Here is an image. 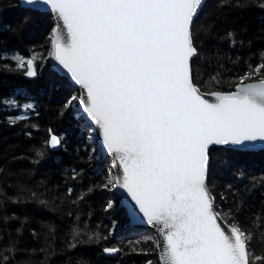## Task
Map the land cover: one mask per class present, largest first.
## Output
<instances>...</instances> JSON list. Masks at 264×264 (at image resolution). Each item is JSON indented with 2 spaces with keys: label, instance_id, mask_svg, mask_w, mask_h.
I'll return each mask as SVG.
<instances>
[{
  "label": "snow or ice",
  "instance_id": "obj_1",
  "mask_svg": "<svg viewBox=\"0 0 264 264\" xmlns=\"http://www.w3.org/2000/svg\"><path fill=\"white\" fill-rule=\"evenodd\" d=\"M19 6L35 15L55 17L49 40L51 60L80 89L78 96L66 98L64 106L70 109L73 101L78 102L85 130L93 124L98 128L116 168L115 179L103 187L123 190L130 198V215L155 230L159 264H264V254L252 248L256 232L239 225L240 205L226 213L233 224L222 226L206 182L214 147L226 152L264 149V51L258 63L244 61L247 70L233 77V91L211 92L214 100L210 102L194 83L193 60L199 52L193 34L202 0H19ZM235 6L244 5L236 0ZM236 36L234 31L226 34L232 45ZM12 51L15 69L36 77V58ZM0 54L6 56L7 50ZM11 70L5 63L4 71ZM21 95L14 90L0 97V108L8 113L7 123L23 124L21 131L30 138L36 127L30 118L39 113L33 98L21 100ZM49 133L45 146H61V138ZM36 156L43 159L45 153L37 150ZM77 176L72 168L71 179ZM256 183L264 188V181ZM73 193L74 188L67 186L59 199L70 200L78 211L77 201L84 198H72ZM112 207L109 201L107 209ZM68 215L72 223L67 253L86 242L108 238L99 232L89 234L87 221L71 211ZM11 219L16 217L0 216L4 229ZM259 219L264 226V216ZM48 230L54 233L55 226ZM19 243L9 234L8 244L0 247V264H13L18 252L28 251L20 249ZM48 247L45 235L39 251L46 258ZM102 251L119 250L104 247ZM64 264H73L71 255Z\"/></svg>",
  "mask_w": 264,
  "mask_h": 264
},
{
  "label": "trees",
  "instance_id": "obj_2",
  "mask_svg": "<svg viewBox=\"0 0 264 264\" xmlns=\"http://www.w3.org/2000/svg\"><path fill=\"white\" fill-rule=\"evenodd\" d=\"M239 3L244 6H235L236 0H206L199 12L193 34L199 55L193 60V68L194 83L201 92L231 91L233 77L247 70L244 61L258 63L259 54L264 51V0ZM26 17H30L28 23L24 22ZM52 27L49 14H32L20 8L18 0H0V53L7 50L6 56L0 54V97L14 90L22 93L21 100L30 96L39 113L30 118L36 127L31 129L29 138L21 131L24 125L10 126L6 121L8 113L0 108V216L16 217L7 221L6 229L0 224V229H4L0 231V247L8 244L11 234L19 240L20 249L28 250L18 252L13 264H64L69 255L73 264L77 260L86 264H158L152 233L129 228L112 189L103 187L114 178L113 165L108 161L110 167L107 166L98 152L96 129L91 126L85 130L76 101L70 109L64 106L69 95L78 93L47 63ZM229 31L237 33L235 45L226 38ZM12 50L25 58H36V77H26L23 70L15 69V61L10 60ZM5 63L11 65V71H4ZM49 130L62 140L56 151L45 146ZM37 150L44 151L43 159L36 156ZM33 159L40 162L33 164ZM72 168L78 173L75 180L71 179ZM241 172L243 176L239 175ZM254 181H264V151L226 152L213 148L207 185L215 197L216 211L231 225L233 218L226 213L239 204V225L256 232L253 251L264 254V239H260L264 226L259 219L264 216V188L259 183L254 186ZM228 185H232L231 191ZM67 186L74 188L72 198H84L77 201L78 211L76 206H70V200L59 199ZM221 196L227 199L222 200ZM42 200L48 203L41 204ZM109 201L113 203L111 209H107ZM69 211L87 221L89 234L99 232L108 238L86 242L67 253L72 223ZM50 225L55 226L54 233L49 232ZM16 229H20L19 234ZM34 233L38 237L34 238ZM45 235L49 241L47 258L45 252L39 251L44 247ZM104 247L119 251L107 257ZM32 249L37 250L35 254Z\"/></svg>",
  "mask_w": 264,
  "mask_h": 264
},
{
  "label": "water",
  "instance_id": "obj_3",
  "mask_svg": "<svg viewBox=\"0 0 264 264\" xmlns=\"http://www.w3.org/2000/svg\"><path fill=\"white\" fill-rule=\"evenodd\" d=\"M205 1L206 0H202V6L205 3ZM18 4H19V0H18ZM20 8L27 10L24 7H20ZM47 14H49L51 16L52 21H53L54 26H55V23H56L55 17L52 16L50 13H47ZM50 51H51V46H49V54L47 56V63L49 65V67H50V70L54 74H56L57 76L62 77V78H65L69 82V84L71 85V87L74 88L77 91L78 95H79L80 94L79 86L78 85H75L74 82H71L70 81V77L66 76L65 75V72L60 69V67L56 64V62H54V61L51 60ZM233 90H234V88H233ZM201 94H202V96L204 98L208 99L210 102H212L214 100V98L210 95V93L201 92ZM77 111L79 113H82V107H80L78 105V102H77ZM92 126L96 129V139H97V145H98V152H100L102 154L104 160L110 161L112 163V165H113V174H114V178L113 179H115V177H116V168L114 166V161L112 159V154L108 153L106 147L103 145V140H102V137L99 135L98 128L94 124ZM214 148L221 149V148H219V146H216ZM57 149L58 148H56V149H50V150L51 151H56ZM260 151H264V149H261V148L258 147V148L254 149V150L242 151V152H246V153H257V152H260ZM112 193H113L114 197L118 200V202H119L122 210L125 213V216H126L127 221H128V227L129 228H136V229H143V230H146V231H149V232L152 233V235L154 237V240H155V251H156V256H157L158 264H159V249L157 248V240L159 239V237H157V235L155 233V230L151 226L147 225V223L145 221H143L142 219H139V218H135L134 219L130 215V210H129V205H128V201H130V198L127 197L126 193H124L123 190L112 189ZM219 222L222 224V226L228 225L225 221H223V219L221 218V216H220ZM114 254H106L105 253V255L107 257L113 256Z\"/></svg>",
  "mask_w": 264,
  "mask_h": 264
},
{
  "label": "rangeland",
  "instance_id": "obj_4",
  "mask_svg": "<svg viewBox=\"0 0 264 264\" xmlns=\"http://www.w3.org/2000/svg\"><path fill=\"white\" fill-rule=\"evenodd\" d=\"M48 54H49V52H48ZM48 56V55H47ZM234 88V87H233ZM200 90V89H199ZM233 90V89H232ZM231 90V91H232ZM201 91V90H200ZM204 93H206V92H204ZM208 93H211V92H208ZM59 148V147H58ZM96 150L93 148V150H92V152L94 153ZM105 164L107 165V166H109L110 167V165H108V161H106L105 160ZM222 218V217H221ZM223 219V218H222ZM224 221V220H223ZM228 224V223H227ZM228 225H230V224H228Z\"/></svg>",
  "mask_w": 264,
  "mask_h": 264
},
{
  "label": "bare ground",
  "instance_id": "obj_5",
  "mask_svg": "<svg viewBox=\"0 0 264 264\" xmlns=\"http://www.w3.org/2000/svg\"><path fill=\"white\" fill-rule=\"evenodd\" d=\"M206 2V1H205ZM202 8V7H201ZM201 10V9H200ZM200 12V11H199Z\"/></svg>",
  "mask_w": 264,
  "mask_h": 264
}]
</instances>
